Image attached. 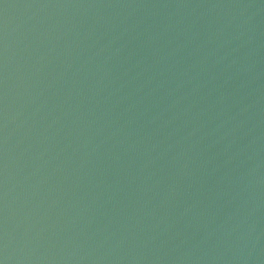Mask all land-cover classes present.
<instances>
[{"label":"water","instance_id":"water-1","mask_svg":"<svg viewBox=\"0 0 264 264\" xmlns=\"http://www.w3.org/2000/svg\"><path fill=\"white\" fill-rule=\"evenodd\" d=\"M264 99V0H0V264H111Z\"/></svg>","mask_w":264,"mask_h":264}]
</instances>
